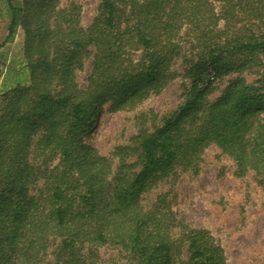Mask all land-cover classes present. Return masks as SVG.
Masks as SVG:
<instances>
[{
	"label": "trees",
	"instance_id": "trees-1",
	"mask_svg": "<svg viewBox=\"0 0 264 264\" xmlns=\"http://www.w3.org/2000/svg\"><path fill=\"white\" fill-rule=\"evenodd\" d=\"M0 3V49L22 30L25 70L14 76H27L0 92V264H100L107 245L129 264H228L168 192L149 207L142 195L196 170L210 145L264 186V0H99L88 27L76 3ZM176 62L185 81L175 110L111 156L84 143L107 103L134 109L178 76Z\"/></svg>",
	"mask_w": 264,
	"mask_h": 264
},
{
	"label": "rangeland",
	"instance_id": "rangeland-1",
	"mask_svg": "<svg viewBox=\"0 0 264 264\" xmlns=\"http://www.w3.org/2000/svg\"><path fill=\"white\" fill-rule=\"evenodd\" d=\"M59 7L76 3L81 7L82 26L88 27L97 13L99 0H58ZM1 4V3H0ZM9 20L0 18V44L8 34ZM24 33L19 30L16 38L0 49V92L13 85L14 79L26 78V74L14 76L23 68ZM137 56V55H136ZM92 57H86L77 80L81 85L87 81L91 71ZM177 77L172 79L161 92L150 95L134 109L113 112L110 102L95 126L84 136V143L111 156L116 146L128 144L146 122L150 128L155 114L158 121L176 109L183 100L181 76L183 68L179 62L173 64ZM7 69H14L8 78ZM248 81L257 75L245 74ZM6 78L8 80H6ZM54 159L50 165L58 163ZM236 163L221 149L210 145L195 169H178L157 186L142 195L145 207L151 206L160 193L168 192L172 207L179 218L193 227L210 231L217 243L226 251L228 264H264V186L254 172L236 175ZM43 183L40 180L33 187ZM100 264H129L119 248L104 246L98 250ZM52 260V257H49Z\"/></svg>",
	"mask_w": 264,
	"mask_h": 264
}]
</instances>
